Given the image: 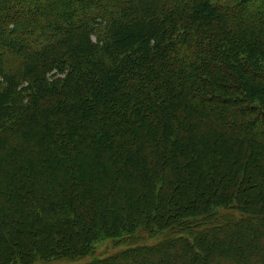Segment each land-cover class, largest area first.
<instances>
[{
	"label": "trees",
	"instance_id": "16d2710c",
	"mask_svg": "<svg viewBox=\"0 0 264 264\" xmlns=\"http://www.w3.org/2000/svg\"><path fill=\"white\" fill-rule=\"evenodd\" d=\"M246 2L0 0V264L141 229L161 239L78 264H264V0Z\"/></svg>",
	"mask_w": 264,
	"mask_h": 264
},
{
	"label": "rangeland",
	"instance_id": "374dc122",
	"mask_svg": "<svg viewBox=\"0 0 264 264\" xmlns=\"http://www.w3.org/2000/svg\"><path fill=\"white\" fill-rule=\"evenodd\" d=\"M255 0H247L245 7L247 8V10H252L254 6L257 5V2H254ZM257 63H259L260 65L258 67H260L261 69H264V56L257 61ZM214 145H212V143H207L206 144V148L209 152H214ZM216 150V149H215ZM218 155V153H215ZM228 154L233 156V152L229 151V153L227 152V157ZM216 156V155H215ZM218 159V156H217ZM207 163V161H206ZM205 163H203V161L199 160L198 164H197V170L199 168L203 169ZM225 169H223V167L219 166L216 167L215 170H208L205 174L207 175V178L210 179L211 184L213 183V185H216L214 182V178H218L219 174H222L221 172H224ZM204 174V177H205ZM206 178V177H205ZM184 179V177H183ZM184 181V180H183ZM182 181V183H183ZM192 181V192H190V198H194L197 196L201 197V196H206L207 195V191L206 189H204L203 187H201V181H203L202 176L200 178H198L196 172H194L193 174H190V177H188L186 175V180L185 182H191ZM209 181V182H210ZM254 183V182H253ZM183 185V184H182ZM211 185V186H213ZM181 187V186H180ZM199 210V209H197ZM186 212V211H185ZM172 220L175 221L177 220V217H172ZM210 223H215V221H211ZM26 232H25V237L26 238H31V231L33 229V227L30 228V226H26L25 228ZM161 239L160 235L157 236H150L148 233L144 232L142 229L139 230L134 238H129L125 241H117V240H112V239H108V240H103L100 242H97L94 245V255L92 256H87L84 259L81 260H70V259H54V260H49V261H42V260H38L37 262H35L34 264H78V263H88L90 261H92L94 258H100V257H106L108 255H112L115 253H119L120 251H123L124 249H127L129 247H135V246H139V245H152V244H156L158 242V240ZM2 250V249H1Z\"/></svg>",
	"mask_w": 264,
	"mask_h": 264
}]
</instances>
